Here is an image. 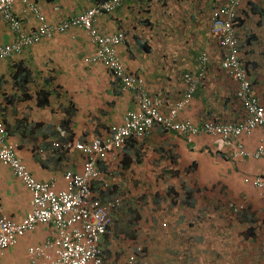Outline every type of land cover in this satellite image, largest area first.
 <instances>
[{
    "label": "crops",
    "instance_id": "0c3cea01",
    "mask_svg": "<svg viewBox=\"0 0 264 264\" xmlns=\"http://www.w3.org/2000/svg\"><path fill=\"white\" fill-rule=\"evenodd\" d=\"M33 1L53 24L92 6V0ZM227 2L127 0L111 13L96 17L94 26L102 34H124L123 42L116 46L117 54L125 70L141 79L144 92L158 97L162 114L183 99L184 76L190 74L198 81L177 119L195 124H240L246 111L238 97L239 82L231 70L221 67L224 48L219 36L210 31L212 11ZM22 8L17 1L12 11L21 27L29 30L38 21ZM236 13L234 31L240 65L250 82L251 94L264 106V0H241ZM15 39L16 33L0 16V43ZM94 51L87 32L72 27L43 37L21 53L0 61V121L7 140L17 145L16 157L37 180H55L57 188L64 185L65 171L83 169L86 155L73 146L75 142L88 143L94 137L110 134L122 124L128 111L138 108L134 92L122 91L120 80L109 69L84 60ZM259 144L264 145V124L224 143L202 131L182 134L155 128L145 138L128 140L118 157L100 159L103 179L92 182V199H121L112 216L110 233L101 237L104 264L122 263L137 246L143 249L142 244L133 245L129 253L118 255L125 240L118 241L119 248H114L115 235L125 237L117 227L123 229L132 219L134 224L138 221L135 227L145 238L155 237L161 226H167L168 242L176 243L179 251L192 240H201L211 244H202V259L208 255L218 261L215 264L223 260L241 262L239 259L245 260L244 264H256L250 243H255L252 238H264V194L251 184L255 177L264 179V159L254 155ZM238 148L243 149V155H235ZM123 155L131 161L127 168L121 162ZM140 169L147 174H139ZM146 178L166 182L158 181L156 189L145 185ZM135 184L140 185L137 188L154 189L153 196L157 192L161 195L160 186H165V195L146 202L138 199L129 209L127 221L121 222L122 196L129 190L131 193ZM142 195L148 193H137V197ZM218 199L246 209L223 222V214L209 213L206 207L208 201ZM29 209V191L12 169L0 162V217L20 220ZM136 212L140 215L133 214ZM147 219L148 224L141 223ZM231 233L232 245L230 240L223 241ZM53 236L50 224H38L6 249L0 264H32L27 249ZM138 256L136 252L134 263Z\"/></svg>",
    "mask_w": 264,
    "mask_h": 264
},
{
    "label": "built area",
    "instance_id": "2783aa9c",
    "mask_svg": "<svg viewBox=\"0 0 264 264\" xmlns=\"http://www.w3.org/2000/svg\"><path fill=\"white\" fill-rule=\"evenodd\" d=\"M17 1L21 2L24 13L32 14L37 19L36 26L29 30L21 27L20 21L12 11ZM125 1L127 0H92V6L85 11L53 24L40 12L33 0H0V16L16 33L14 41L0 43V61L21 53L43 37L66 32L72 27H82L95 46L94 53L84 60L103 64L120 80L121 90L133 91L138 102V108L128 111L122 124L115 127L110 134L94 137L88 143H74L73 146L86 155L84 166L80 172L65 171L64 185L59 188L55 180H37L16 157L17 145L7 140V132L0 121V162L12 169L30 194V209L22 219L0 217V257L17 242L18 237L34 230L38 224H50L54 228V236L41 245L27 249L32 264H104L101 237L110 233L112 216L117 211L121 199L114 197L103 202L92 199V182L103 179L98 166L100 159L118 157L127 140L145 138L155 128L182 134H197L202 131L220 138V142L224 143L236 139L242 132H249L257 125L264 124V106L251 94L250 82L240 65L236 50L234 21L236 8L241 0H228L226 4L212 11L210 19V31L219 36L225 52L221 67L231 70L239 82L238 97L246 111L245 120L240 124H195L189 120H178L179 111L191 96L198 81L197 76L190 74L184 76L186 85L183 99L173 104L167 114L158 110V97H149L144 92L141 79L125 70L117 54L116 46L123 42L124 34L120 31L102 34L94 26L96 17L111 13ZM201 59L205 61L206 57L202 55ZM67 146L72 144L67 143ZM238 154H244L242 148L236 150L235 155ZM254 155L264 159L263 144L256 147ZM251 184L264 194V179L255 177L251 179ZM262 219L264 220V215ZM141 251L142 248L137 246L134 253L118 264H133L136 252Z\"/></svg>",
    "mask_w": 264,
    "mask_h": 264
},
{
    "label": "rangeland",
    "instance_id": "374dc122",
    "mask_svg": "<svg viewBox=\"0 0 264 264\" xmlns=\"http://www.w3.org/2000/svg\"><path fill=\"white\" fill-rule=\"evenodd\" d=\"M139 174H142V176H145L147 173H145L143 169H140ZM165 174H166V176H169L168 173H165ZM159 175H163V174L159 173ZM152 179H154V178H152ZM147 180L143 181V182H145V185L148 184V185L155 186L156 189L158 186V181L166 182V179H162V178L159 180L158 179H154V180L147 179ZM138 186H140V185L135 184L131 193H130L131 190H129L127 195L122 196L123 202H122V205L119 209V213L121 215L120 217L122 218V219H120V221L121 220L123 222L127 221L126 217L130 216L129 209H131V206L138 199H143V201L146 202L147 200L148 201H152L154 199L158 200L159 198L163 197V195H165L166 187L165 186H164L165 188L161 187L160 184H159L160 190H161L160 193L162 196H159V197H158V195L153 196L154 189H152V188H146V189L137 188ZM163 188L165 191H162ZM136 192L140 193V194L148 193V195H142V197H137ZM125 209H127V210H125ZM140 209H141V206H140ZM243 209L245 210L246 207L243 206L242 210ZM159 212H161V211H159ZM136 214H138V212H136ZM138 215H140V212ZM215 215H217V214H215ZM217 217H219V216H217ZM222 221L226 222L227 219L225 218ZM137 222H136V224H134L133 219H132L131 221H128V224L126 226H124L123 229H120L119 226L117 227L118 230H122L120 232L124 233L125 237L120 238L118 235H115V241L117 243H116V246L114 247L115 249L119 248L118 241H120V242H124L123 240L127 241V242H125V244L122 243L123 247L120 246L122 250L118 251V255H122L123 251H126V254L129 253L133 245L135 246V245H141L142 244V247H143L142 252L144 251V253L138 256V258L134 264H211L210 262H212V264H215L216 262H218L215 259H210V257L208 255H205L204 258L202 259L201 256H199V254L202 253L201 252L202 249L200 247L199 248H191V249L188 248V249H185L183 252H181V251H179L177 246H175L176 243L173 242L172 244H169L168 237H167V230H166L167 226H161V227H163V229H160L158 231V233L155 235V237H152V238L141 237L137 231L138 228L135 227V225H139V224H137ZM164 222L167 225V222L165 220H164ZM255 222H257V218H255ZM141 223L148 224L149 220L147 219L146 221H141ZM141 227H143V226H139L140 229H141ZM126 231L128 232V234ZM136 232H137V234H135ZM255 235H256V233H255ZM233 237L234 236L231 233L229 235V238H225L223 241H229L230 239H233ZM252 239H253V241H255V243H250V246H252L253 249L255 250V254H256L255 263L256 264H257V262L264 263V238L263 239L257 238V240H255L254 238H252ZM176 240H178V239H176ZM231 243H232V241L230 240V244ZM205 244L211 245L210 243H203V245H205ZM173 248H174L175 252H173ZM258 250H259V252H258ZM177 251H179V252H177ZM237 258L239 259L238 256H237ZM225 261L226 260H223L222 264H244V262H245V260L242 261L240 259H239V261H241V262L236 261L235 263L234 262H225ZM249 264H252V262L250 261Z\"/></svg>",
    "mask_w": 264,
    "mask_h": 264
},
{
    "label": "trees",
    "instance_id": "16d2710c",
    "mask_svg": "<svg viewBox=\"0 0 264 264\" xmlns=\"http://www.w3.org/2000/svg\"><path fill=\"white\" fill-rule=\"evenodd\" d=\"M129 140H132V139H129ZM127 142H128V140L126 141V143ZM121 162L123 163L124 168H127V166L130 165V163H131V161H129V162L126 161V158H125L124 155L121 157ZM156 195H158V197L161 196L159 194V192H157ZM206 207L208 208V210H209L208 212L209 213H212V214L215 215V211H217L219 215L223 214V217L226 218V219L230 218L231 216H234L235 214H239L242 211V208H239L238 204H236L234 202H230V201H223V200H220V199H218L217 202L208 201V203L206 204ZM133 214L136 215V213H133ZM225 238L226 237H223V239H225ZM200 241L199 240H197V241L196 240H192L189 244H186L185 248L182 249L181 252H183L185 249H188V248L191 249V247L193 245L195 246L197 244H199V246L197 248L200 247L202 249V245L201 244H203V243H200ZM143 253H144V251L143 252L141 251V252L138 253V255H141Z\"/></svg>",
    "mask_w": 264,
    "mask_h": 264
}]
</instances>
